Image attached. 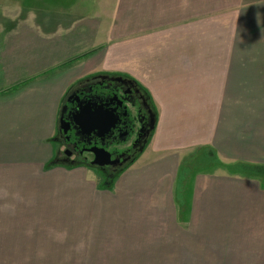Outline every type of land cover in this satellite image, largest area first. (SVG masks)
I'll return each mask as SVG.
<instances>
[{
	"label": "crops",
	"instance_id": "1",
	"mask_svg": "<svg viewBox=\"0 0 264 264\" xmlns=\"http://www.w3.org/2000/svg\"><path fill=\"white\" fill-rule=\"evenodd\" d=\"M97 73L156 113L108 185L54 162L62 101ZM204 153L264 166V0H0V264H264V186L183 176Z\"/></svg>",
	"mask_w": 264,
	"mask_h": 264
},
{
	"label": "flooded vegetation",
	"instance_id": "2",
	"mask_svg": "<svg viewBox=\"0 0 264 264\" xmlns=\"http://www.w3.org/2000/svg\"><path fill=\"white\" fill-rule=\"evenodd\" d=\"M86 105L88 112L83 119H94L101 129L113 120L107 132H80L74 118ZM155 123L154 107L131 78L116 73L87 76L68 90L60 107L53 140L54 162L96 171L105 180L113 178L136 160L152 136ZM93 148L103 151L98 158Z\"/></svg>",
	"mask_w": 264,
	"mask_h": 264
},
{
	"label": "rangeland",
	"instance_id": "3",
	"mask_svg": "<svg viewBox=\"0 0 264 264\" xmlns=\"http://www.w3.org/2000/svg\"><path fill=\"white\" fill-rule=\"evenodd\" d=\"M42 1V0H41ZM78 13V12H76ZM213 159L211 158L209 153H204L201 156H198L196 161L188 162L185 164L184 169L182 170L183 176H194L195 174H204V175H212L214 173V165ZM50 167V165H48ZM220 167H215V172L219 171ZM96 173V171H94ZM192 173V174H191ZM246 173L249 179L256 178L258 179L262 185L264 186V179L260 178L259 176L264 175V166L254 167V168H246ZM252 174L258 176H252ZM99 180L102 184H105V179L101 178L98 173H96ZM194 178V177H193Z\"/></svg>",
	"mask_w": 264,
	"mask_h": 264
},
{
	"label": "water",
	"instance_id": "4",
	"mask_svg": "<svg viewBox=\"0 0 264 264\" xmlns=\"http://www.w3.org/2000/svg\"><path fill=\"white\" fill-rule=\"evenodd\" d=\"M85 112H88V105H86L83 109V111L79 110L76 117L74 118V122L77 125L78 129L80 130V132L82 134H90L92 131L98 130L99 132L101 131V133H105L109 130V128L113 125V120L109 121L107 124H102L104 125V127L101 129V126L96 123V121L92 118H88V119H83V114ZM92 151H94V153H97V158L98 156H100L101 152H103L102 150H97V149H92ZM98 163V162H96ZM100 164V163H99ZM106 184V182H105Z\"/></svg>",
	"mask_w": 264,
	"mask_h": 264
},
{
	"label": "trees",
	"instance_id": "5",
	"mask_svg": "<svg viewBox=\"0 0 264 264\" xmlns=\"http://www.w3.org/2000/svg\"><path fill=\"white\" fill-rule=\"evenodd\" d=\"M213 165H214L215 167H222V168H224L225 170H227V171H228L229 173H231V174H240V175H246V176H247L246 168L259 167V166H255V165H246L245 168H242L241 166H225V165H222V164L217 160V158L214 159ZM215 167H214V168H215ZM120 173H121V172H120ZM118 175H119V174H118ZM118 175L114 176L113 178L107 179L105 185L112 184L113 180H114ZM252 176H258V175L252 174ZM259 177L262 178V179H264V175H263V176H259Z\"/></svg>",
	"mask_w": 264,
	"mask_h": 264
}]
</instances>
